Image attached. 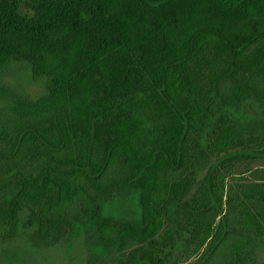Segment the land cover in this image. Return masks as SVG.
Masks as SVG:
<instances>
[{
  "label": "trees",
  "instance_id": "obj_1",
  "mask_svg": "<svg viewBox=\"0 0 264 264\" xmlns=\"http://www.w3.org/2000/svg\"><path fill=\"white\" fill-rule=\"evenodd\" d=\"M18 64L43 94L7 86ZM17 241L259 264L264 0H0V244Z\"/></svg>",
  "mask_w": 264,
  "mask_h": 264
},
{
  "label": "rangeland",
  "instance_id": "obj_2",
  "mask_svg": "<svg viewBox=\"0 0 264 264\" xmlns=\"http://www.w3.org/2000/svg\"><path fill=\"white\" fill-rule=\"evenodd\" d=\"M21 10L30 13L25 2ZM66 11V6L54 9L41 25L47 29L58 26L65 18ZM5 81L13 93L30 98H37L45 91L43 81L34 80L29 69L23 64L15 65ZM120 211L132 217L136 213V207L130 202L121 206ZM0 264H85V250L81 241H75L72 246L61 244L47 250H37L17 241L10 245L0 244ZM259 264H264V247L259 252Z\"/></svg>",
  "mask_w": 264,
  "mask_h": 264
}]
</instances>
